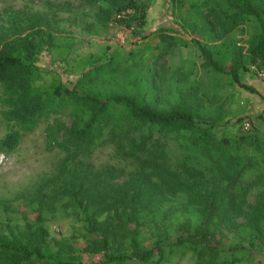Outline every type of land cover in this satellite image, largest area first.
<instances>
[{
	"label": "rangeland",
	"instance_id": "374dc122",
	"mask_svg": "<svg viewBox=\"0 0 264 264\" xmlns=\"http://www.w3.org/2000/svg\"><path fill=\"white\" fill-rule=\"evenodd\" d=\"M135 1L149 8L133 31L117 20L138 16L118 14L114 0H0V50L33 53V86L43 93L64 86L103 97L139 83L158 109L191 97L208 147L185 132L128 133L124 119L89 145L77 137L87 117L66 98L25 124L8 117L22 93L0 83V140L21 136L0 152V237L37 248L40 217L47 248L80 264H145L138 249L154 248L161 264H264V231L247 226L264 193V64L240 73L241 84L230 74L238 53L249 59L260 25L227 0ZM251 1L264 19V0ZM194 40L210 46L224 73L206 65ZM111 60L103 77L83 80ZM236 159L248 166L229 186ZM219 195L224 206L215 208ZM118 256L124 261L109 260ZM16 258L0 249V264Z\"/></svg>",
	"mask_w": 264,
	"mask_h": 264
},
{
	"label": "trees",
	"instance_id": "16d2710c",
	"mask_svg": "<svg viewBox=\"0 0 264 264\" xmlns=\"http://www.w3.org/2000/svg\"><path fill=\"white\" fill-rule=\"evenodd\" d=\"M227 1L232 9H239L243 13L253 16L261 29V33L250 42L248 48L249 59L244 61L243 55L238 53L233 61L230 74L236 83L241 84L240 73L248 72L251 64H256L257 62L264 64V19L262 18V10L255 6L251 0ZM113 6L117 9L118 14L132 9L138 16L118 19L117 23L123 27L135 31L134 24H146V13L149 8L147 4L139 5L135 0H114ZM227 19H232V24H234L233 15ZM229 27V22L225 21L223 29L229 32ZM194 43L198 47L206 65L213 72L218 74L225 72L223 65L215 59L208 44L197 40H194ZM115 66V61L111 60L105 65L92 68L84 73L83 80L92 81L101 78L107 68ZM37 70L33 53L28 52L23 55L20 52L0 50V83L9 90L22 93L20 101L8 113L9 119L29 124V122L34 121L35 117H40L45 112L50 113L56 100L62 99L65 101L64 98H66L76 109L83 113V117H87L84 127L77 131V137L80 141H86L89 145L94 144L96 138L101 137L105 130H115L116 122H122L123 119L129 123L126 126V132L128 133L148 127L151 132L156 129L158 133L164 136L181 132L197 135V141H199L203 149H206L210 143V133H206L207 129L201 127L197 122V110L192 104L191 97L182 99L176 105L158 109L147 101L146 92H143V87L139 83L135 84L136 88L130 94L116 93L103 97L96 94L82 95L64 86L51 87L48 92L43 93L33 86L35 79L32 76ZM243 87L254 92L247 86ZM20 138L21 136L18 132L10 133L7 137L0 140V152L8 153L13 151L18 146ZM220 154L223 155V152H220ZM217 162L220 163L221 160H217ZM247 166L248 163L243 160L236 159L232 161L230 170L226 173V180H229V186L240 179L242 172ZM181 186L182 190H187L186 186ZM223 189V193L229 190L227 187ZM117 196L119 197V195ZM126 196H129L128 192ZM221 196H215L214 201H212L215 203V208L224 206V196ZM118 197L116 199H119ZM116 199L114 202H117ZM84 214L90 219L86 209H84ZM38 221L41 240L37 248L30 249L28 245L23 244L18 239H15L14 242H7L0 237V249L17 257L11 264H22L24 260L21 259V255L24 259L36 258L44 260L45 264H80L75 260L53 254L47 248L45 241L46 231L41 227L42 221L40 217ZM247 226L250 229L253 228L256 235H262L264 231V193L254 210L253 219ZM154 253L155 255L158 254L160 259L164 258L160 248H154L148 252L138 249L137 257L145 264H161L160 260L157 262L152 261L155 256ZM109 260L116 263L124 261L123 256H118L114 259L110 258Z\"/></svg>",
	"mask_w": 264,
	"mask_h": 264
}]
</instances>
